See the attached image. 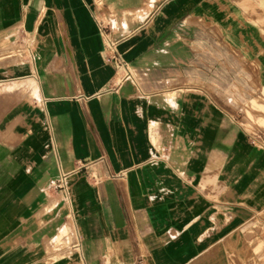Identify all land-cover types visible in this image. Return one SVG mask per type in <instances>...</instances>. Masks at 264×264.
I'll list each match as a JSON object with an SVG mask.
<instances>
[{
  "label": "crops",
  "instance_id": "obj_1",
  "mask_svg": "<svg viewBox=\"0 0 264 264\" xmlns=\"http://www.w3.org/2000/svg\"><path fill=\"white\" fill-rule=\"evenodd\" d=\"M215 5L0 0V264L245 261L264 138L227 105L230 47L202 42ZM237 38L264 88L262 33Z\"/></svg>",
  "mask_w": 264,
  "mask_h": 264
},
{
  "label": "rangeland",
  "instance_id": "obj_2",
  "mask_svg": "<svg viewBox=\"0 0 264 264\" xmlns=\"http://www.w3.org/2000/svg\"><path fill=\"white\" fill-rule=\"evenodd\" d=\"M215 2L213 13L218 22L215 23V27H211L207 23H200L206 36L202 42H206L209 38L214 42L216 51L220 52H226L224 48L230 47L229 61L232 68L230 84L223 91L227 97V105L236 120L252 136L260 135L264 138V88L257 86L254 71L246 72L247 82L246 85H243L244 80L239 77L240 71L234 70V68L244 66V62L239 55L238 48L233 44V41H238L239 27L247 26L248 29L258 30L262 33L264 54V0H215ZM207 10L206 6L201 7L200 14L208 13ZM222 18H226L224 23L221 22ZM228 24L231 26V46L222 40V26ZM218 58L220 56L216 55L215 63L219 61ZM220 93H222V89ZM238 236L239 245L246 254V259L242 264H264V210L257 212L238 231Z\"/></svg>",
  "mask_w": 264,
  "mask_h": 264
},
{
  "label": "built area",
  "instance_id": "obj_3",
  "mask_svg": "<svg viewBox=\"0 0 264 264\" xmlns=\"http://www.w3.org/2000/svg\"><path fill=\"white\" fill-rule=\"evenodd\" d=\"M114 56L112 54L108 55V58H113ZM85 166V164H82L81 166H79V168H83ZM87 176H90V173L86 174ZM65 176H63V178L61 180H59L58 182H54L53 186L55 188H64L66 186V182H65Z\"/></svg>",
  "mask_w": 264,
  "mask_h": 264
}]
</instances>
